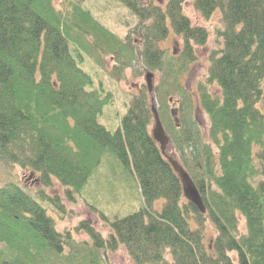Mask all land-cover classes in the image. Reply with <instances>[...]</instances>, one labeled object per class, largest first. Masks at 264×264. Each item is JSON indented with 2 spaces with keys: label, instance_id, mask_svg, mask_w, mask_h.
I'll return each instance as SVG.
<instances>
[{
  "label": "trees",
  "instance_id": "16d2710c",
  "mask_svg": "<svg viewBox=\"0 0 264 264\" xmlns=\"http://www.w3.org/2000/svg\"><path fill=\"white\" fill-rule=\"evenodd\" d=\"M116 1L140 22V56L149 70L162 72L161 95L175 90L182 98L172 140L205 211L184 198L178 176L152 139L145 95L132 100L116 130L98 122L111 94L92 88L91 76L78 65L86 48L75 41L71 47L69 32L91 31L111 48L119 44V51L130 43L80 9L75 24L63 20L51 0H0V161L37 173L45 188L58 182L73 199L108 151L134 175L143 203L111 221L100 213L110 229L107 238L80 222L77 230L90 244L79 246L69 232L55 229L34 198L15 183L6 184L0 188V242L17 254L0 264H105L106 252L119 246L134 264H167V251L173 264H235L230 254L237 264H264V107L258 106L264 94V0H192L204 18L219 9L224 24L218 31L222 47L211 55L207 83L198 84L196 99L178 79L196 60L194 45H204L208 33L183 14L185 0L163 6ZM170 28L183 39V50L175 55L159 46ZM212 83L219 96L207 88ZM194 102L209 118V144L190 115ZM157 110L168 125L167 106ZM258 175L263 178L253 183ZM41 196L63 211L57 197ZM158 199L163 204L154 210ZM238 215L245 221L243 235ZM207 222L215 230L210 247L204 242Z\"/></svg>",
  "mask_w": 264,
  "mask_h": 264
},
{
  "label": "rangeland",
  "instance_id": "374dc122",
  "mask_svg": "<svg viewBox=\"0 0 264 264\" xmlns=\"http://www.w3.org/2000/svg\"><path fill=\"white\" fill-rule=\"evenodd\" d=\"M51 1L63 20H69V22L75 24L79 23L75 12L80 9L88 13L120 42L130 43L129 49L119 51V44L111 48L110 43H104L102 38L91 31L82 36L78 30L79 28L73 27L70 29V46L72 47L75 41L80 42L86 48L85 51H81L83 60L78 65L91 76L92 88L101 86L111 94V103L104 107L103 114L98 117V122L110 132L116 130L132 100L143 94L148 106L154 104L155 107L159 108V106L164 105L167 106V113L170 115L172 113L171 122H168V125L158 113L165 134L168 137L163 156L179 161L180 156L172 140V134L174 127H178L177 125L181 123L176 117H180L179 107L182 98L175 90H167L168 94L162 96L161 94L166 91V88L161 85L162 72L149 70L145 66L140 56L142 29H140L141 25L138 18L116 0ZM152 1L160 6L167 2V0H163L161 3H158L157 0ZM182 10L193 26L203 27L208 33L204 45H194L196 60L178 79L179 83L191 92L196 99L198 84L207 83L211 55L218 53L222 47V39L219 37L218 31H222L224 24L219 9L214 11L208 18H204L195 9L192 0H185ZM65 29L66 27L62 25V32L65 33ZM159 46L166 53L175 55L181 53L184 45L182 37L176 35L170 28L168 37L161 41ZM148 71L153 73L151 84L154 90L152 89L150 93L147 91L145 83V75ZM207 88L210 92L219 96L220 91L214 83L207 84ZM258 106L260 108L264 107V94ZM190 115L195 121V127L202 140L209 144V118L200 109L197 102H194ZM153 123L152 118L149 130H152ZM104 152L100 159L101 163L91 174L84 186L85 189L83 188L80 195H74L73 199L66 197V188L58 182H54L51 187L45 188L41 186L37 173L22 169L18 165H7L2 161H0V188L6 184L15 183L46 210V213L53 219L55 229L58 232H69L73 242L79 246L83 243L89 245L88 235L82 230H77L80 222L87 221L90 226L99 232L102 238H107L110 229L108 223L102 220L100 213L111 221L115 217L121 218L128 215L143 204L134 175L124 170L112 154L108 151ZM256 152L257 148H254V162L258 166ZM214 153H216L215 149ZM262 178L263 176L258 175L252 182L255 183ZM91 191L93 192L92 196H90ZM41 195L57 197L62 204L63 211L56 210L50 203L43 200ZM162 204L163 200L158 199L153 203L152 208L159 210ZM245 233V221L238 215V234L243 235ZM205 234L204 242L210 247L215 236V230L209 222L206 223ZM63 252L64 254L69 253V249L64 248ZM16 254L0 242V259L8 261ZM104 256L105 264H134L123 246H119L115 251H107ZM230 257L237 264L235 255L230 254ZM165 261L167 264H173L168 251L165 253ZM52 262L53 264H63L61 261L55 260H52L50 264Z\"/></svg>",
  "mask_w": 264,
  "mask_h": 264
},
{
  "label": "water",
  "instance_id": "95a60500",
  "mask_svg": "<svg viewBox=\"0 0 264 264\" xmlns=\"http://www.w3.org/2000/svg\"><path fill=\"white\" fill-rule=\"evenodd\" d=\"M162 1L163 0H157L158 3H161ZM152 78H153V73L148 71L145 75V83L147 86V91L149 93L153 89V86L151 84ZM150 110L153 115V121H154L153 128L151 130V136L154 139V141L159 144L161 153L163 154L164 148L166 144L168 143V137L165 134V131L163 129L162 123L160 121V118L157 112V108L155 107L154 104L150 105ZM166 159L179 178L184 197L189 202L194 204L200 212H204L205 208L203 205L202 198L195 184L193 183L191 177L189 176V174L185 171V169L182 167V165H180L178 161L170 157H167Z\"/></svg>",
  "mask_w": 264,
  "mask_h": 264
}]
</instances>
